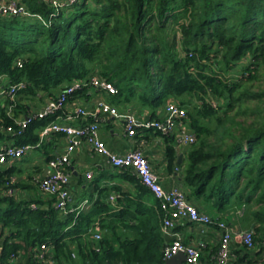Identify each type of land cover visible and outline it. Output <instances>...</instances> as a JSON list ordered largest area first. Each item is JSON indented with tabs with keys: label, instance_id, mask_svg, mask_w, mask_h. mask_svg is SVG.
<instances>
[{
	"label": "trees",
	"instance_id": "trees-1",
	"mask_svg": "<svg viewBox=\"0 0 264 264\" xmlns=\"http://www.w3.org/2000/svg\"><path fill=\"white\" fill-rule=\"evenodd\" d=\"M16 1L29 14L0 10V76L8 84L26 81L17 95L55 97L98 74L116 85L111 100L118 105L151 107L155 117L170 101L186 108L197 137L184 168L187 198L209 214L242 213L241 229L254 223V246L240 245L228 264H264V0ZM0 109L3 125L17 128ZM56 117L34 120L17 144H37V129ZM165 135L174 141V133ZM167 151L172 165L174 145ZM1 166L4 186L15 168ZM135 175L143 198L150 190ZM52 197L0 195V237L10 230L0 264H44L37 256L44 243L55 264H166L158 198L157 208L138 207L134 237L102 224L110 232L71 251L68 240L87 232L94 210L64 211Z\"/></svg>",
	"mask_w": 264,
	"mask_h": 264
},
{
	"label": "crops",
	"instance_id": "crops-1",
	"mask_svg": "<svg viewBox=\"0 0 264 264\" xmlns=\"http://www.w3.org/2000/svg\"><path fill=\"white\" fill-rule=\"evenodd\" d=\"M111 97V94L96 89H90L86 93L81 92L71 99L67 112L71 113L75 105L78 104L84 105L93 113L98 112L99 100H106L116 104L111 100ZM21 98V95H17L14 100L4 99L0 101L1 106L6 110V114L13 117L14 120L22 119L28 114L39 111L44 107L50 97L44 96L41 99H33L30 97ZM118 106L122 113H132L135 115L139 124L137 126V135L130 136L128 134L124 118L106 115L102 112H98L97 116H72L69 121L75 124L97 121L100 125L101 138L115 153H124L136 146L141 147L149 158L152 169L158 176L161 184L165 188L180 186L187 195L189 193V187L185 181L184 168L188 160V152L191 145L179 140L177 136L178 129L174 133L175 139L173 141L155 128L144 127L142 124L151 119L164 117L166 115V107L159 111L160 117H155L153 116V108L151 107H142L141 105L126 103H120ZM66 114L64 113V115ZM2 120L3 114L0 109V146L5 143L17 144L19 137L7 131ZM185 123L188 126L187 128L191 129L186 121ZM40 128L37 129L39 134L41 131ZM171 144L174 145L176 150V161L172 165L169 162L167 151L168 146ZM66 146L67 140L64 135L54 132L45 138L41 145L35 147L23 157L1 166L4 170L11 167L15 168L13 177L19 183V186H16L17 191L14 195L17 199L30 200L37 199L39 196L43 200H46V197L49 196L53 198L40 189L35 179L50 172L49 158L58 152L64 151ZM181 156L182 158L180 159ZM176 167H179V169ZM67 168L70 172L69 189L71 192V207L77 212L94 210L92 216V220L94 221L91 224H87V232L78 234V238L68 240L71 251H77L82 242L87 244L102 238H97L96 233H100L103 236L104 232H110V230L104 229L102 224L110 226L111 228L115 226L117 236L130 235L134 237L137 234L134 227L138 226L139 219L142 217L141 212L138 211V207L157 208L158 206L157 198L151 191L146 192L143 198L140 197L138 181L133 178V175H135L134 172L130 171L132 177L129 176L126 174V170L115 167L107 157L97 153L87 144L77 148L72 153L71 161ZM89 171L93 172L92 178L87 177ZM135 176V178H138L137 175ZM4 189L5 186L0 185V195H5ZM188 199L194 204H200L196 198L191 197V199ZM136 202L138 203L136 204ZM44 205L47 206L48 204L46 203ZM54 205L56 206V204ZM210 214L226 219V221L236 228H242L240 224V216L242 213L240 212H234L233 210L227 213L211 211ZM231 216L234 217L233 221L230 219ZM125 225H128V228H125ZM174 231L182 236L184 242L201 247L203 264H216V257L221 242V231L217 226L200 225L190 220H181L175 226ZM9 232L10 230L5 229L4 234L0 237L1 247L2 242L9 235ZM164 237L166 244L172 241L171 236L164 234ZM240 245V243L232 242L230 261H233L232 258L236 257L235 252L239 249ZM50 250L49 248L48 253ZM254 256L256 257V255ZM42 260L44 261L45 259L42 258ZM180 264H186V262L183 261Z\"/></svg>",
	"mask_w": 264,
	"mask_h": 264
},
{
	"label": "built area",
	"instance_id": "built-area-1",
	"mask_svg": "<svg viewBox=\"0 0 264 264\" xmlns=\"http://www.w3.org/2000/svg\"><path fill=\"white\" fill-rule=\"evenodd\" d=\"M0 10L9 15L29 14L26 7L20 5L16 0H0ZM22 65V62H18ZM26 81L8 84L5 75L0 76V101L4 99L14 100L18 91L26 87ZM85 88L105 91L109 94L117 92L116 85L108 79L98 74H93L88 78L76 79L70 85L61 90L57 96L50 97L42 109L31 113L22 119H15V124L7 127V131L15 136L22 135L29 125L36 119L45 118L51 114H57L55 120L49 122L40 131V140L37 144H16L5 143L0 146V165H6L12 161L23 157L35 147L41 145L45 138L52 133L57 132L64 135L67 140V146L64 151L58 152L49 159L50 172L39 176L35 180L40 189L47 195L56 197V207L67 211L71 201V192L69 189L70 172L68 165L71 161L72 153L84 144L104 155L109 161L119 168H130L140 178L145 186L158 198L165 216L162 223V231L172 237V241L164 247L165 259H169L179 252L186 254V264H203L201 247L195 244L184 242L181 235L174 231L175 226L181 220H190L200 225H215L221 231V242L216 257V264H228L232 255V242L240 243L248 248L254 246V232L251 229L236 228L226 220L214 217L208 212L201 211L196 204L191 202L186 193L180 186L165 188L159 181L158 176L153 171L151 163L143 149L136 146L124 153H115L112 151L100 136V125L97 121L75 124L69 121L73 117H85L89 115L97 116V113H103L114 117H122L130 136L137 135L138 121L132 113H122L118 105L106 100L98 101V112H91L84 105H75L73 111L68 113V105L75 93ZM64 113L66 115H64ZM187 110L174 101L166 105V115L159 119H151L143 122L144 127L155 128L163 134L175 133L185 144L192 145L197 141L196 134L188 129L185 123ZM179 169V167H176ZM88 178L93 177V172L87 173ZM15 177H11L5 183V194L14 196L16 194ZM35 206V205H34ZM100 238V233L95 234ZM2 247L0 245V251ZM41 253L37 256L45 259V264H55L47 257L49 247L44 243L41 245ZM16 258V257H14ZM18 264V263H17ZM21 264V263H19Z\"/></svg>",
	"mask_w": 264,
	"mask_h": 264
},
{
	"label": "water",
	"instance_id": "water-1",
	"mask_svg": "<svg viewBox=\"0 0 264 264\" xmlns=\"http://www.w3.org/2000/svg\"><path fill=\"white\" fill-rule=\"evenodd\" d=\"M182 156L180 157V159ZM254 224L251 225L250 229L254 228ZM183 261L186 262V254L184 252H179L178 254L174 255L173 257L166 260V264H180Z\"/></svg>",
	"mask_w": 264,
	"mask_h": 264
},
{
	"label": "rangeland",
	"instance_id": "rangeland-1",
	"mask_svg": "<svg viewBox=\"0 0 264 264\" xmlns=\"http://www.w3.org/2000/svg\"><path fill=\"white\" fill-rule=\"evenodd\" d=\"M261 73L264 74V67L261 69ZM253 87H254V88L257 87V84L253 85ZM230 219L233 221L234 217L231 216Z\"/></svg>",
	"mask_w": 264,
	"mask_h": 264
}]
</instances>
